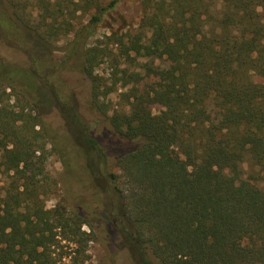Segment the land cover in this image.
<instances>
[{"label": "trees", "instance_id": "trees-1", "mask_svg": "<svg viewBox=\"0 0 264 264\" xmlns=\"http://www.w3.org/2000/svg\"><path fill=\"white\" fill-rule=\"evenodd\" d=\"M121 1L24 0L26 9L0 0L2 49L14 40L7 48L10 64H0L9 76L0 81V150L13 143L9 152L24 154L26 170L40 176L10 174L12 163L1 171L7 163L0 156V264H62L70 252L57 255L59 247L75 251L71 245L79 250L93 240L82 213L59 203L46 208L40 197L53 183L65 193L87 187L92 194L96 178L104 182L101 203L109 205L133 251L129 260L122 244L116 262L264 264V0H141L133 54L123 34L100 40L104 57L112 54L110 44L121 45L126 57L122 68L111 65L106 80L95 72V48L88 43L95 25ZM53 27L74 32L72 53L80 67L71 55L53 59L40 51ZM31 72L54 103L72 111L85 98L95 101L103 88L151 83L147 92L120 95L123 102L111 115L97 104L115 132L137 142L116 157L120 171L108 169L89 136L94 156L102 158L94 161L97 177L77 174L68 183L30 158L32 141L19 142V149V121L30 117L25 107L36 106L32 89L17 82L29 81ZM2 85L27 105L3 104ZM155 103L160 113H153ZM241 177L251 185H239Z\"/></svg>", "mask_w": 264, "mask_h": 264}, {"label": "rangeland", "instance_id": "rangeland-1", "mask_svg": "<svg viewBox=\"0 0 264 264\" xmlns=\"http://www.w3.org/2000/svg\"><path fill=\"white\" fill-rule=\"evenodd\" d=\"M16 1L17 5L26 9L29 8V5H22L24 0ZM108 1L101 0L102 4H106ZM8 3V0H2L1 5ZM142 15L141 0H123L113 10L107 12L101 22L95 25V30L88 44L95 48V72L106 80L112 71L111 65L118 68L124 66L123 61L126 59L125 55L122 54L124 48L130 50L133 54L131 50V33L139 24ZM85 19L86 17L84 16L82 19L77 20L76 29H81L86 22ZM48 20L50 21L49 17ZM112 32L125 35V46L121 49V45L110 44L112 54L107 58L104 57V47L100 45V40L104 38V35H109ZM45 36L50 44L43 42L40 51L44 55L53 59L71 55L73 57L72 64L80 67L81 60L79 56L74 52L72 53L74 32H66L64 29L53 27L51 32H48ZM4 45L6 46L5 50L0 45V64H4L1 62L10 64L8 61L11 60V56L7 48L11 49L14 45V40L8 38ZM44 45L49 46V50L44 48ZM115 55H117L116 59H114ZM3 73L0 72V81L1 79L9 80V76ZM29 75V81L26 83L24 80L18 81L17 85L23 86L25 89H32L29 96L31 103L34 104V107L36 106V109L31 111L29 107H25L27 113L30 111V117L25 116L24 121H19V125L22 126L23 136V140H20L22 137L19 138V141L15 138L19 149H21L19 142L32 141L34 146L29 151L31 153L30 158L33 161H39V166L45 172L47 171L49 175L57 176V178L63 177L68 183L77 174L89 172L91 175L96 176V171L93 169L94 161L95 159L102 160V158L100 155L94 156L89 143L86 141L87 136H89L96 140L97 145L105 153L109 161L108 169L120 171V168L116 166V157L135 148L137 142L115 132L109 125L102 110L97 108V104H102L103 110L111 115L118 108V103L123 102V98L120 95L147 92L151 88V83L143 80L138 85L130 83L127 86H120V83H118L116 86L110 87L111 82H108L110 90L107 91L103 88L95 101L85 98L84 103L77 105L75 110L72 111L54 103L44 90L39 78L33 72L29 73ZM257 79L260 80V78ZM9 82L12 81L10 80ZM2 86H4V92L2 93L3 104L14 106L17 109L27 105L25 100L15 96L9 86ZM115 88H117L116 91L114 90ZM161 110L162 105L160 103L152 105L153 113H160ZM12 145L13 143L8 142L7 148H1L0 150V156H4L5 163H7L1 166V171H6V166L8 168L9 163H12L11 165L14 164V166H11L10 174H16L18 170L21 174L31 176L37 180L40 177L38 174L35 175L33 171L26 170L24 154L18 151L9 152ZM34 149H37V151L33 154ZM67 180L69 181L67 182ZM237 183L245 186L251 185V181L247 177L238 178ZM95 185L98 186V190L92 194L90 193L91 189L87 187L81 193L76 190H72V193L70 191L65 193L58 183H53L48 188V192L40 197L41 204L46 208L53 207L57 203L63 204L69 209L82 213L89 221L86 230L92 233L93 240L80 246L79 250H76V245L70 244L75 251H71L68 246L59 247L56 250L57 255L70 252L68 255L64 254L66 256L62 258L60 262L62 264H121L119 260L118 262L115 260L117 257L124 255L120 253L122 244L126 247L125 255L127 254L128 259L131 260L133 258L131 246L126 243L125 238L119 233V226L116 224V218H114L115 214L110 215L109 205L102 204V201H100L103 195V180L96 178ZM95 195L99 202H95ZM106 215L107 217L109 215L108 219H106ZM125 223L128 224L127 221ZM62 244L67 243L63 241ZM125 247H123V250ZM76 258L77 260H75Z\"/></svg>", "mask_w": 264, "mask_h": 264}]
</instances>
